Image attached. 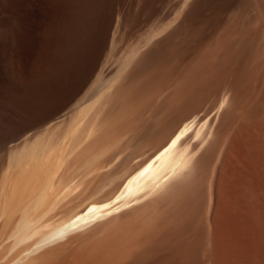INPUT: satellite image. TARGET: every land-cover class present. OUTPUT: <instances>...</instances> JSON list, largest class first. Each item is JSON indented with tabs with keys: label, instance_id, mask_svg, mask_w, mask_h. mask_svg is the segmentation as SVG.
Masks as SVG:
<instances>
[{
	"label": "bare ground",
	"instance_id": "bare-ground-1",
	"mask_svg": "<svg viewBox=\"0 0 264 264\" xmlns=\"http://www.w3.org/2000/svg\"><path fill=\"white\" fill-rule=\"evenodd\" d=\"M126 1L0 0V101L29 111L0 117V264H264V0L176 1L139 32L132 49L177 64L220 37L212 65L201 48L177 70L179 91L211 106L199 116L188 97L138 131L118 125L135 88L86 70L108 34L133 35L165 0ZM174 34L201 35L191 48Z\"/></svg>",
	"mask_w": 264,
	"mask_h": 264
},
{
	"label": "water",
	"instance_id": "water-1",
	"mask_svg": "<svg viewBox=\"0 0 264 264\" xmlns=\"http://www.w3.org/2000/svg\"><path fill=\"white\" fill-rule=\"evenodd\" d=\"M119 66L122 67L117 69ZM178 69L170 56L166 58L158 50L147 48L105 49L93 53L86 65L88 81L95 78L101 85L129 84L135 88L136 110L118 120V125H125L132 131L140 130L158 115L162 121H167L187 104L188 97L195 107L192 113L199 116L211 106L199 105L204 91L187 96L179 91L176 86ZM154 136L155 131L147 133L141 140H151Z\"/></svg>",
	"mask_w": 264,
	"mask_h": 264
},
{
	"label": "rangeland",
	"instance_id": "rangeland-1",
	"mask_svg": "<svg viewBox=\"0 0 264 264\" xmlns=\"http://www.w3.org/2000/svg\"><path fill=\"white\" fill-rule=\"evenodd\" d=\"M127 1H129V0H127ZM126 1V2H127ZM180 2V0H165L164 2H162L161 3V6H160V10H159V13H157V15H156V17L155 16H152V17H150L149 18V20L148 19H146L144 22H143V25H141V26H139L138 27V34H137V30L133 33V35L132 34H125V35H117V36H115V38H114V35H116V34H108V36L109 37H107V40H106V44L105 45H107V48H106V46H103V48L104 49H112V48H114V49H119V50H128V49H132V47L135 45V44H138V43H142V41L144 40V38L146 37V35L147 34H141V33H145L147 30H148V28H150L151 26H155L156 24H154V23H157L158 24V22H157V20L159 21V18H161L160 19V21L159 22H162L164 19H166L167 17H168V14L170 15V13L172 12V9L174 10V8L176 7V4H178L177 2ZM170 2V3H169ZM164 4V5H163ZM166 6V7H165ZM173 6V7H172ZM172 8V9H171ZM162 14V15H161ZM161 16V17H160ZM155 19V20H154ZM151 22V23H150ZM153 23V24H152ZM148 27V28H147ZM140 29V30H139ZM139 32H141V33H139ZM213 33H215V32H213ZM174 35H176L177 36V34H174ZM173 35V37L175 38V36ZM180 36H182L181 38L183 39V37H184V39L185 38H187V36H189L190 34H179ZM184 35V36H183ZM201 34H196L195 35V37H193V39H192V37H191V39H189V41H188V38L191 36H189L188 38H187V41L186 42H188V43H190L189 44V46L193 43V40H195L196 38H198L197 36H200ZM219 35V37H220V34H212L211 33V35L209 34V35H206V34H204L203 36H202V39H203V37H205L202 41H201V43L198 41V40H201V36H200V39L198 38V40L196 41H194V43L195 42H198V43H196V45L193 43L192 45L194 46L195 45V48L194 49H196V51L194 52V51H186L187 53H188V57L186 58L185 57V61H184V58H183V56L181 57V56H177V57H181V58H179L180 60L179 61H177V62H179V64H181V63H183V64H181V65H183V68L185 67H187V66H191V64L192 63H196V56L195 55H193L192 56V54H196V53H198V51H200V49H201V51H206V48H208V50L206 51L207 53V55H209V56H207V55H204V57L202 58V62H204L203 64H205L207 61L204 59V58H208L209 60L211 59V57L213 58V59H215L216 58V56H217V54H219V50L217 49L218 48V44H216V42H217V39H218V36ZM122 36V37H121ZM145 36V37H144ZM180 36H177L176 38L178 39V37L180 38ZM123 37H124V40H123ZM114 39V41H113V39ZM142 38V39H141ZM174 38H172V42H173V40H174V44L175 43H181V42H183L184 41V39H183V41H182V39L180 38V41H179V39L177 40L176 38L174 39ZM195 38V39H194ZM59 40V41H58ZM58 40H55L54 41V43H52V50L55 52V53H57V51H58V53L59 52H61L62 51V47H63V44H64V42L61 40V39H58ZM61 40V41H60ZM116 40V41H115ZM142 40V41H141ZM177 40V41H176ZM58 41V42H57ZM109 41V44L107 43ZM179 41V42H178ZM115 42V43H114ZM213 42V43H212ZM112 43V44H111ZM113 43H114V45H113ZM203 43V44H202ZM212 43V44H211ZM215 43V44H214ZM57 44H58V46H57ZM59 44H60V46H59ZM61 44H62V46H61ZM116 44V45H115ZM121 44V45H120ZM187 44V43H186ZM200 44V45H199ZM112 47H111V46ZM120 45V46H119ZM191 45V48L193 47ZM199 45V47L197 48L196 46H198ZM204 45V46H203ZM210 45V46H209ZM213 45H216V46H213ZM53 46H55V47H53ZM207 46V47H206ZM211 46H212V50H211ZM117 47H119V48H117ZM213 47H215L216 49H217V51H215V48H213ZM57 48V49H56ZM100 48H102V47H100ZM99 48V49H100ZM95 50H98V49H95ZM209 50H211L210 52L211 53H214L215 55H213V56H215V57H213L212 56V54L209 52ZM215 52H218V53H215ZM200 51V52H201ZM189 52H191L190 54H189ZM194 52V53H193ZM209 52V53H208ZM172 54V53H171ZM186 54V53H185ZM185 54H183L184 56H185ZM210 54H211V57H210ZM171 56V55H170ZM174 56V57H173ZM175 54L173 55L172 54V58L174 59L175 58ZM191 57L193 58L194 57V60L192 61L191 60ZM218 57V56H217ZM182 59H183V61H182ZM217 59V58H216ZM215 59V60H216ZM190 60H191V62H190ZM208 60V61H209ZM174 61L176 62V58L174 59ZM189 61V62H188ZM214 60H210L209 62H207V64H209V65H212V63H214L213 62ZM217 61V60H216ZM216 61H215V63H216ZM186 62V63H185ZM197 62H198V60H197ZM211 62V63H210ZM194 63V64H195ZM177 64V63H176ZM179 64H177V66L179 65ZM187 64V66H185ZM0 67H1V64H0ZM180 67V66H179ZM215 68H216V66H214ZM214 67H212V68H214ZM214 68V69H215ZM180 69H182L181 67H180ZM73 84V83H72ZM220 84V83H219ZM195 85V84H194ZM72 88H73V85H72ZM72 92V91H71ZM205 92V91H204ZM73 93V92H72ZM206 93H207V91H206ZM205 93V94H206ZM205 94H203V96L201 97L202 99L204 98V97H206L207 96V94H206V96H204ZM202 101V100H201ZM1 102V101H0ZM1 105H0V107H2V109H0V117H8V118H10L12 121H16V120H18L19 118H20V116L21 115H23L25 112L26 113H28L29 111H28V109L26 108V111H24V109H20L21 111H19V109L17 108L16 109V107H13V109L12 108H9L10 110H9V114H8V111L6 112L5 110V113L6 114H4V111H3V106L4 105H2L3 103L1 102L0 103ZM66 105V106H65ZM70 105H72V101L70 102H68V101H63V102H61L58 106L56 105L55 107H53V108H57V111L58 112H56V114H55V117L54 118H52L50 121H55V120H57V119H61V118H63L65 115H66V113L68 112V110L70 109ZM199 105H206V104H203V103H200L199 102ZM15 108V109H14ZM69 108V109H68ZM52 109V108H51ZM2 110V111H1ZM16 110V111H15ZM3 114H2V113ZM21 113V114H20ZM39 114V113H38ZM6 115H8V116H6ZM20 115V116H19ZM41 115H43V111H42V113H40L39 115H36L34 118H39V117H41ZM11 116V117H10ZM57 117V118H56ZM33 118V117H32ZM28 119V120H27ZM31 119V118H30ZM30 119L29 118H26V122L28 121H30ZM241 121V120H240ZM240 121L237 123V125L240 123ZM28 122L26 123V124H28ZM237 125L235 124V128H234V126H232L231 128L232 129H234L233 130V132L235 131V129L237 128ZM231 128H230V131H232L231 130ZM35 132L36 131V129H32L31 127H30V129L26 132V133H31V132ZM233 132H231L230 133V135H232L233 134ZM227 134H229V131L227 132ZM230 135H229V137H230ZM228 136V135H227ZM212 257V251H211V253H210V259H212L211 258ZM210 264H213L212 262H210Z\"/></svg>",
	"mask_w": 264,
	"mask_h": 264
}]
</instances>
